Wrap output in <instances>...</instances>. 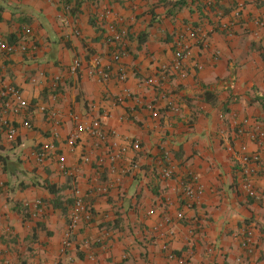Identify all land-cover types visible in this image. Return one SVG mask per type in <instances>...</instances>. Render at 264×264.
Returning <instances> with one entry per match:
<instances>
[{"label":"crops","instance_id":"1","mask_svg":"<svg viewBox=\"0 0 264 264\" xmlns=\"http://www.w3.org/2000/svg\"><path fill=\"white\" fill-rule=\"evenodd\" d=\"M168 1L176 0H0V36L29 48L12 54L0 49V75L28 102L11 113L0 97V264H176L163 248L169 229L177 254L195 251L185 264H237V258L264 264V197L242 188L236 152L242 141L259 149L249 136H236L241 122L249 119L248 130L264 129V27L254 21L264 20V0H185L180 8ZM239 2L244 6L236 19ZM107 8L119 11L129 29L128 51L119 59L100 21ZM230 22V29L221 28ZM193 29L205 35L201 43L189 35ZM180 43L191 48L186 73H174L159 87L149 84ZM75 59L83 64L78 73L70 70ZM95 59L110 66V80L88 72ZM122 68L124 81L116 77ZM148 104L156 105L158 117ZM42 105L60 113L56 141L68 165L79 166L75 175H64L56 159L40 163L34 155L57 127ZM72 115L103 119L105 130L138 140L141 151L128 155L133 171L118 180L95 159L82 163L93 139L83 135L77 147L67 145ZM4 118L18 129L14 141L6 136ZM25 120L31 128L23 126ZM260 148L264 154V144ZM164 151L173 160L172 178L161 175ZM187 171L199 174L204 188L203 200L191 208L179 179ZM105 185L108 191L101 192ZM255 185L261 188L260 178ZM75 187L86 195L93 219L70 231ZM37 199L43 201L39 210L32 206ZM180 210L184 220L158 228L164 214ZM245 228L254 229L252 254L241 247ZM191 229L195 236L187 242Z\"/></svg>","mask_w":264,"mask_h":264},{"label":"built area","instance_id":"2","mask_svg":"<svg viewBox=\"0 0 264 264\" xmlns=\"http://www.w3.org/2000/svg\"><path fill=\"white\" fill-rule=\"evenodd\" d=\"M243 2H239L233 10V16L238 19L241 17L243 11ZM100 21L105 29V40L107 43L115 47V58L119 59L122 56H125L129 47V29L125 25L124 19L121 13L113 8H107L100 15ZM255 23L259 27H264V20L262 18H256ZM230 24H222L221 28L223 30L230 29ZM24 31L27 32L29 29L24 28ZM189 35L197 39L200 43L204 40L205 35L203 32L198 30H191ZM0 49L7 53H15L18 51H28V45L25 42H13L10 43L0 36ZM33 49V48H32ZM192 53L191 48L187 44L180 43L179 47L174 52V58L169 64H163L159 68V72L156 76L149 77L147 82L154 85L155 87L161 86V83L164 82L168 77L174 75V73L179 75H184L186 73V61L190 59ZM82 61L75 59L71 65V72L78 73L82 69ZM197 66H200L199 64ZM91 75H96L100 80L107 81L110 80L113 76V71L110 66H105L101 63L99 59L94 60V66L91 67L88 71ZM127 73L125 69H120L117 72V79L124 81L126 79ZM61 76H56L54 78L55 85L59 88L61 82ZM54 97L59 95L58 91L55 90ZM126 95L133 97L136 103L141 104V98L135 97L132 93L126 90ZM0 97L3 100V107L5 110L11 113H19L22 109L28 107V102L23 97L21 89L11 83H6L3 77L0 75ZM173 111H178V106H176L172 101L168 102V105ZM147 107L150 109L153 116H159V110L154 104H148ZM42 112H48L51 115L52 121L57 126L53 129V139L52 141L43 144L34 152V155L38 162L42 163L50 158L56 159L60 171L66 175L71 176L75 175L80 168L79 166L68 165L67 157L64 153L61 152V148L56 141L59 138L58 126L61 122L60 113L55 109H50L46 105L39 107ZM75 121L74 129L69 133L67 138V145L72 148L77 147L82 141L83 135H88L93 139V149L84 151L81 154L80 161L82 163H91L96 160L99 166H102L107 169V171L115 175L118 180L123 176L129 175L133 169V160L134 158H128L129 152H134L136 155L141 151V143L138 140L117 137L113 132L107 131L103 126V119L92 118L88 121L82 119L78 115H72ZM249 119H245L241 122L240 125L236 128V136L243 137L244 135L249 136V138L259 146V149L251 150L247 142L242 141L239 143L238 149L236 150L238 160L240 163V182L241 186L247 195L252 197H264V154L261 150V146L264 144V129L259 125H254L252 128H249ZM2 126L6 131V136L9 141H14L17 136L18 129L11 122L10 119H2ZM23 126L31 128V123L28 120L23 122ZM104 148L105 154L97 153L98 149ZM163 160L165 165L162 168L161 175L164 178H172L175 175V167L173 165V160L168 151L163 152ZM1 168V165H0ZM257 178L261 179V188L258 189L255 185V180ZM180 182L182 183V194L184 199V204L191 208L196 204L201 203L204 195V188L200 183L199 174L193 171H187L180 175ZM101 192H107L108 186L100 188ZM31 205V204H30ZM32 206L37 210L41 209L43 206V201L40 199L35 200L32 203ZM93 219V211L89 201L86 199V195L83 193L80 187L74 188V199L70 211V220L68 229L71 231L75 229L78 224L82 221L91 222ZM185 219V212L180 210L177 211L175 216H171L166 213L162 216L161 222L158 224L159 227H174V224ZM170 227V228H171ZM10 230V229H7ZM168 234H164L163 238L165 242L163 248L167 252V257L170 260L175 261L176 264H185L186 259L189 256L195 254L194 249L189 247L185 254H177L171 247L169 242L170 238L173 236L174 231L172 229L168 230ZM70 232L68 233L67 239L63 243V250L67 248L70 244ZM195 236V230L191 229L186 236V241L189 242ZM254 229L245 228L243 233V238L241 240V247L248 254L254 252ZM237 264H242V259L237 258Z\"/></svg>","mask_w":264,"mask_h":264},{"label":"trees","instance_id":"3","mask_svg":"<svg viewBox=\"0 0 264 264\" xmlns=\"http://www.w3.org/2000/svg\"><path fill=\"white\" fill-rule=\"evenodd\" d=\"M186 3L185 0H176V1H168V3L166 2V4L172 5L173 8H180L182 6H184V4ZM3 149V146L0 145V150ZM5 159V156L0 153V161H3Z\"/></svg>","mask_w":264,"mask_h":264}]
</instances>
